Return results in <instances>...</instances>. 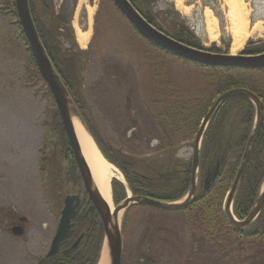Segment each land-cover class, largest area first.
Instances as JSON below:
<instances>
[{"label":"rangeland","instance_id":"obj_1","mask_svg":"<svg viewBox=\"0 0 264 264\" xmlns=\"http://www.w3.org/2000/svg\"><path fill=\"white\" fill-rule=\"evenodd\" d=\"M10 1L13 0H0V264H35L49 250L61 209H57L58 200L49 194L55 187L41 171L43 146L50 135L46 123L54 103L45 84L32 78L33 70L18 35L17 18L8 7ZM241 1L249 13L248 30L255 20L264 21V0ZM49 2L55 13L62 10L64 16H69L74 29L89 30L87 44L80 46L88 53L81 63L82 89L105 141L135 157L155 156L158 141L153 139L156 131L152 130V114L143 92L148 64L142 58L156 53L134 36L110 0ZM190 4L192 8L185 15L176 8L174 0H154L152 11L171 31V5L203 47L215 45L222 52L231 53L227 8L222 1L189 0L187 5ZM206 7L217 20L214 42L205 31ZM88 9H92L90 20ZM258 39L264 40V34L249 37L244 45ZM65 43L76 51L72 42ZM177 65L183 69L182 63ZM107 66L111 68L106 70ZM116 69L124 71L126 79L120 78ZM193 141L194 135L179 138L176 156L191 158ZM120 177L123 181L121 174ZM60 193L58 197L62 198L65 193ZM186 211L148 205L127 211L121 264H141L139 256L145 252L155 264H252L247 259L246 244L238 245L230 238L224 243L221 237L204 236L198 229L196 213ZM20 216L28 220L23 222L24 234L14 237L8 229ZM123 217L124 211L119 220L121 227Z\"/></svg>","mask_w":264,"mask_h":264},{"label":"trees","instance_id":"obj_2","mask_svg":"<svg viewBox=\"0 0 264 264\" xmlns=\"http://www.w3.org/2000/svg\"><path fill=\"white\" fill-rule=\"evenodd\" d=\"M28 1L45 50L91 137L106 160L121 171L133 196L149 197L164 202L179 201L185 196L189 189L192 158L183 160L176 156L179 148L177 140L190 135L195 136L201 119L224 92L233 88H244L261 101L264 109V68H222L184 60L157 47L138 34L124 19L136 33H133L134 36L146 42L150 52L156 53L154 56L145 55L142 59L148 64V71L143 77L145 81L143 92L147 107L151 110L149 112L152 114V130L156 131V138L153 139L158 141L156 154L151 158L127 154L105 141L90 111L81 80V63L87 58L88 53L79 49L75 42L69 16H64L62 10L55 14L49 0ZM129 2L155 28L183 44L205 49L171 5L168 8L174 11V16L169 23L171 29L169 31L163 27L164 24L152 11L154 0H129ZM111 4L113 5L112 2ZM8 7L15 16L13 1H10ZM15 23L18 25L17 21ZM18 29L19 38L27 53V60L33 70L32 78L39 80L40 76L34 60L26 48L20 28ZM66 41L70 44L72 42L76 51L71 49V45L67 47ZM207 50L222 53L215 45H211ZM262 52H264V40L261 39L248 40L240 51L245 55ZM177 63H182L183 69H179ZM110 68L111 66H107L106 70ZM116 74L126 79L124 71L116 69ZM47 94L50 96L48 91ZM254 119V105L243 95L228 97L217 107L200 144L197 196L189 205L173 210L196 213L198 229L204 236L221 237L224 243H227V238L235 240L238 245L243 242L242 245L248 246L247 259L252 264L258 262L264 264V204L255 220L244 229H238L231 224L221 207L224 196L230 190L235 178L247 139L253 129ZM46 125L50 129L49 139L52 146L49 145L44 149L41 171L44 172L49 184L52 183L56 188L50 189V193L53 194L54 190V195L58 197L60 192L63 193L69 188L70 184L75 188L81 186V181L72 162L56 108L53 109ZM65 154L69 155L71 164H68V169L64 171L61 168V161ZM215 170H217L216 175L212 178ZM206 178H211L208 185L204 183ZM263 183L264 116L244 176L233 198L232 212L236 219L246 218ZM126 192L125 185L117 180L111 181L114 203L123 200L127 195ZM140 206L142 205H132L125 211L121 232L126 224L127 211L132 207ZM79 237L81 238L77 246L70 249ZM102 243L103 230L99 216L85 196L73 219V234L64 242L57 254L50 257L43 256L35 264H97ZM139 257L141 264H155L146 252Z\"/></svg>","mask_w":264,"mask_h":264},{"label":"water","instance_id":"obj_3","mask_svg":"<svg viewBox=\"0 0 264 264\" xmlns=\"http://www.w3.org/2000/svg\"><path fill=\"white\" fill-rule=\"evenodd\" d=\"M111 1L115 5L119 13L133 26L138 34L154 43L157 47L166 50L179 58L201 65L213 67L246 69L264 68V52L245 55L241 53H214L204 49H197L175 40L173 37L165 34L161 30L149 24L130 4L128 0ZM14 6L18 24L21 28L22 34L28 45V49L35 62L38 73L42 81L46 84L54 100V104L59 115V120L64 128L68 144L70 146L78 169L79 177L82 181L83 189L99 216L103 230L102 250L106 249L108 264H121L122 235L121 226L119 224V213L121 211H125L130 205L133 204L155 206L161 209H178L189 205L192 201L195 200L198 190L197 169L202 135L217 107L225 99L234 95H243L251 101L255 108V119L252 132L247 139L235 178L232 182L229 192L226 194L222 209L225 216L229 219V222L238 229H244L248 227L255 220L264 204V187L259 193L254 205L250 209L245 219L240 221L237 220L231 211L233 197L244 176L264 116L263 105L253 93L244 88L230 89L221 94L216 99L214 104L211 106V108L203 118L194 140L189 189L186 196L182 200L178 202H163L149 197L129 195L123 201H121L117 205H114L113 211L110 212L107 203L101 196L97 186L92 179L91 172L84 159L75 133L73 120L81 124L84 128L85 126L78 110L76 109L70 95L64 87L59 75L55 71L39 39L31 17L28 0H14ZM216 168H218V165H216ZM216 172L217 170L213 172L212 178L215 177ZM210 180L211 179L207 180V182L205 181V185H208ZM79 203L80 196L78 195H68L65 197L62 210L60 211L57 229L51 240L50 249L46 256L50 257L58 253L64 241L73 234V223L71 221L76 214ZM22 220L25 221L26 218H23ZM11 233L14 236L23 235V226H14L11 229ZM79 240L80 237L72 245V248L78 244Z\"/></svg>","mask_w":264,"mask_h":264},{"label":"bare ground","instance_id":"obj_4","mask_svg":"<svg viewBox=\"0 0 264 264\" xmlns=\"http://www.w3.org/2000/svg\"><path fill=\"white\" fill-rule=\"evenodd\" d=\"M84 1V0H81ZM189 0H174L176 8L183 14L187 15L192 8V5H187ZM223 5L227 8V21L228 26L226 30L231 36V54L239 51L245 41L251 36H261L264 34V21L256 20L250 26L248 30L249 23V13L245 9L241 0H221ZM89 11V20L92 16V9ZM204 25L206 35L211 41H215L218 35L217 20L212 14V11L206 7L203 13ZM75 35L78 44L84 48L87 44L89 38V30L83 31L79 27H75ZM75 133L87 163V166L91 172L92 179L97 186L101 196L107 203L110 212L113 211L114 205L111 199V187L110 182L113 178L121 179L119 171L110 163H108L101 153L96 148L92 139L89 137L84 127L74 121ZM122 211L119 213V220ZM97 264H108V258L106 249H103L101 256Z\"/></svg>","mask_w":264,"mask_h":264},{"label":"flooded vegetation","instance_id":"obj_5","mask_svg":"<svg viewBox=\"0 0 264 264\" xmlns=\"http://www.w3.org/2000/svg\"><path fill=\"white\" fill-rule=\"evenodd\" d=\"M72 157V156H71ZM64 161H63V164H62V169L65 171L66 169H68V167H69V165L71 164L70 162H71V160H69V155H67V154H65L64 155ZM72 162H74L73 161V158H72ZM69 164V165H68ZM207 180V178L204 180V182ZM66 192L67 191H70V193L69 194H67V193H65V195L64 196H62L63 197V200H64V198L67 196V195H75V194H79L80 195V197H81V199H83L84 198V190H83V188H81L80 186L78 187V188H75V187H73V185L72 184H70L69 185V188H66V190H65ZM63 200H61V202H63ZM61 202H58V205H57V208H59V206H60V204H61ZM75 202V201H74ZM17 223V222H16ZM16 223H12V226L13 225H15ZM50 247V246H49ZM49 251V250H48ZM47 251V252H48ZM46 252V253H47Z\"/></svg>","mask_w":264,"mask_h":264}]
</instances>
